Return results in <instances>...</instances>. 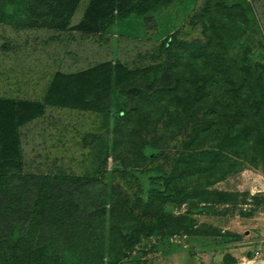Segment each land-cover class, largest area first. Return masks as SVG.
I'll return each mask as SVG.
<instances>
[{"label":"rangeland","instance_id":"obj_1","mask_svg":"<svg viewBox=\"0 0 264 264\" xmlns=\"http://www.w3.org/2000/svg\"><path fill=\"white\" fill-rule=\"evenodd\" d=\"M146 1L156 4L138 10ZM176 33L199 38L208 65L226 66L220 76L234 90L244 84L264 96V0H0V176L67 173V150L53 149L55 138L43 131L49 117L67 135V110L114 116L134 106L129 91L174 87L175 59L144 53L167 48ZM229 137H201L190 150L193 170L173 183L186 199L165 206L175 222L163 234L143 236L116 262L105 233L103 251L95 246L89 260L101 252L116 264H254L264 249V161L255 165L243 139ZM54 152L65 162L48 163ZM129 174L147 201L157 175Z\"/></svg>","mask_w":264,"mask_h":264},{"label":"trees","instance_id":"obj_2","mask_svg":"<svg viewBox=\"0 0 264 264\" xmlns=\"http://www.w3.org/2000/svg\"><path fill=\"white\" fill-rule=\"evenodd\" d=\"M153 4L146 1L137 9ZM179 36L174 34L165 49L160 45L144 53L175 59L174 87L129 91L125 95L134 106L114 116L105 110H67V135L60 122L48 118L43 131L55 138L53 149L67 150L66 174L35 181L31 176H0V264H116L105 263L101 252L89 260L95 246L103 251L105 233L111 251L117 252L116 262L129 256L143 236L163 234L161 227L171 220L165 206L186 199L173 183L193 170L188 161L196 162V157L190 150L201 137L239 136L255 165L264 161V126L259 122L264 96H254L244 84L234 90L230 79L220 76L228 72L226 66L208 65L205 48L196 43L199 38ZM191 55L203 58L201 64L193 63ZM57 156L50 153L47 162L54 163ZM139 170L157 175L151 178L147 201L129 174ZM175 231L164 230V235Z\"/></svg>","mask_w":264,"mask_h":264},{"label":"crops","instance_id":"obj_3","mask_svg":"<svg viewBox=\"0 0 264 264\" xmlns=\"http://www.w3.org/2000/svg\"><path fill=\"white\" fill-rule=\"evenodd\" d=\"M254 264H264V249L254 258Z\"/></svg>","mask_w":264,"mask_h":264}]
</instances>
